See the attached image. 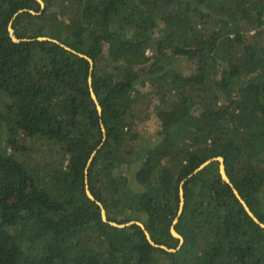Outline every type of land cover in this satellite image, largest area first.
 I'll return each instance as SVG.
<instances>
[{"label": "trees", "instance_id": "16d2710c", "mask_svg": "<svg viewBox=\"0 0 264 264\" xmlns=\"http://www.w3.org/2000/svg\"><path fill=\"white\" fill-rule=\"evenodd\" d=\"M42 1L0 0V264H264L218 162L187 177L222 156L264 223V0Z\"/></svg>", "mask_w": 264, "mask_h": 264}, {"label": "water", "instance_id": "95a60500", "mask_svg": "<svg viewBox=\"0 0 264 264\" xmlns=\"http://www.w3.org/2000/svg\"><path fill=\"white\" fill-rule=\"evenodd\" d=\"M38 1L39 5L41 8L44 7V2L42 0H36ZM32 13H36L35 11L31 10ZM8 31L10 33V36L12 37V39L14 41H18V39L15 37L14 33H13V29L11 27V25H9L8 27ZM37 40H52V41H55V42H58V40L56 39H51L49 37H44V36H39L36 38ZM61 45L69 50H72L70 47L66 46L65 44L61 43ZM75 52V51H74ZM81 56L85 57L89 64H90V69L92 68V65H93V62H92V59L89 58L88 56L84 55V54H81L79 53ZM88 83H89V90H90V95L93 99V101L95 102V105H96V108L98 110V112L100 113L101 112V106L99 104V101L97 99V96L95 94V92L93 91L92 89V86H91V75L88 76ZM96 153V150L92 152L89 160H88V164L91 162L94 154ZM214 161H217L218 162V169H219V174L221 176V179L228 183L232 189H233V193L234 195L237 197V199L240 201V203L242 204V206L244 207L245 211L248 213V215L254 220V222H256L259 226L263 227L264 228V223L261 222L256 216L255 214L251 211V209L249 208V206L247 205V203L245 202V200L241 197V195L239 194L238 190L234 187V185L231 183L229 177L227 176L226 172H225V166H224V158L222 156H215V157H211L207 160H205L204 162H202L201 164H199L187 177H190L192 176V174L196 173L197 171L201 170L203 167H205L206 165H208L209 163L211 162H214ZM86 181V184H85V193L87 195L88 198H90L91 200H95L93 194L91 193V191L89 190V187H88V184H87V180ZM185 179L182 180L179 184V198H180V202H179V209H178V214L177 216L173 219L171 225H170V233L179 239V243L178 245L175 247V248H171V247H167L165 245H161V244H156L153 242V240L151 239L149 233L147 232V230H145L144 226L142 223L138 222V221H135V223H137L138 225H140L144 230H145V234H146V237L148 239V241L156 246V247H160L168 252H175L178 248H180L181 244L183 243V237L176 231L175 229V224L178 220V215L180 214V212L182 211V208H183V205H184V196H183V183H184ZM96 203L99 205L100 207V213H101V217L104 221H107V217H106V211H105V208L104 206L102 205L101 202L99 201H96ZM109 223L113 226H117V227H124L126 225H130L132 223H134V221H129V222H126V223H116L114 221H109Z\"/></svg>", "mask_w": 264, "mask_h": 264}, {"label": "rangeland", "instance_id": "374dc122", "mask_svg": "<svg viewBox=\"0 0 264 264\" xmlns=\"http://www.w3.org/2000/svg\"><path fill=\"white\" fill-rule=\"evenodd\" d=\"M179 67H180L179 70L182 71L183 73L189 72L191 68V66L187 64L179 65ZM142 116L147 117V118L145 121L143 120L137 125L139 134L142 138L141 144L144 146L149 145V144L151 145V143H154L160 140V137L157 135V131L160 128V121L153 115L149 116L148 112L145 113L144 111H142ZM137 165H138V162H137ZM137 165H134V166L132 165L131 166L132 170H135ZM132 178L133 177L131 176L130 177L131 183L133 182Z\"/></svg>", "mask_w": 264, "mask_h": 264}]
</instances>
